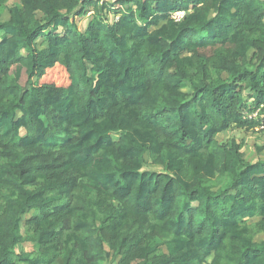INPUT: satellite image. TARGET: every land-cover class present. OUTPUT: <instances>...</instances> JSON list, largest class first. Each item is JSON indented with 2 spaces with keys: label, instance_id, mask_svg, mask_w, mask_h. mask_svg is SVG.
<instances>
[{
  "label": "trees",
  "instance_id": "16d2710c",
  "mask_svg": "<svg viewBox=\"0 0 264 264\" xmlns=\"http://www.w3.org/2000/svg\"><path fill=\"white\" fill-rule=\"evenodd\" d=\"M100 1L0 0V264H264V0Z\"/></svg>",
  "mask_w": 264,
  "mask_h": 264
},
{
  "label": "rangeland",
  "instance_id": "374dc122",
  "mask_svg": "<svg viewBox=\"0 0 264 264\" xmlns=\"http://www.w3.org/2000/svg\"><path fill=\"white\" fill-rule=\"evenodd\" d=\"M12 1H9L8 4H12L11 3ZM102 0L99 2L101 3ZM103 14L105 16H107V20L109 21H112L113 18H115V13H113L109 7H107L106 9H104L103 11ZM92 16L91 14V11H89L84 17L78 19L79 20V26H80V29L82 30L81 27H83L84 23L86 21H88V19ZM153 29V28H151ZM39 46H42L43 45V39H38L37 40ZM22 54H25V52H22ZM21 83L24 84L25 83V75L22 74L21 76ZM189 89L188 88H184V91H188ZM232 130H234V132H232ZM25 131L24 130H21V134H24ZM111 137L115 140L118 139L119 137V133L118 132H113L111 133ZM231 137H235L236 139L238 140H245V146L248 145V149L253 151L254 147H259V146H263L264 148V133L261 129L259 128H253L252 130H244V129H230L229 131H226L225 134L224 132L219 136V138L223 139V138H226L227 140H230ZM226 140V141H227ZM225 141V139H224ZM259 152V151H257ZM262 156L264 158V152L262 153ZM246 157H251V152H248L246 150ZM147 159V162H146V165L145 167L147 169H150V170H154V171H161L162 170V167L160 165H154L150 162L148 156L146 157ZM31 213V212H30ZM30 213H26L25 215L22 216V222H21V226H23V221L30 215ZM256 219V218H254ZM252 221V220H251ZM19 249H24V250H30L31 249V245L28 244V243H25V244H22V245H19ZM118 260V256H116L115 254H112V252L109 253V255L107 256V258L105 259L104 263L103 264H116V261Z\"/></svg>",
  "mask_w": 264,
  "mask_h": 264
},
{
  "label": "crops",
  "instance_id": "0c3cea01",
  "mask_svg": "<svg viewBox=\"0 0 264 264\" xmlns=\"http://www.w3.org/2000/svg\"><path fill=\"white\" fill-rule=\"evenodd\" d=\"M89 19H90V18H89ZM89 19H88V21H89ZM88 21H86V22L84 23L83 27H81L82 29H84V28L86 27ZM79 23H80V22H79ZM79 25H80V24H79ZM232 129H234V128H232ZM236 129L238 130V128H236ZM229 130H230V129H229ZM229 130H226V131H229ZM226 131H224V134H225ZM245 131H246V130H245ZM232 132H234V130H232ZM222 133H223V132H222ZM222 133H219V134L216 136L217 140H218L220 143H229L230 140H227L226 138H223V139L219 138V136H220ZM224 139H225V141H224ZM231 139H234V140H236L237 142H245V140H243V139L238 140V139H236L235 137H231ZM226 140H227V141H226ZM245 143H246V142H245ZM243 150L245 151V155H246V150H247L248 152H251V157H248V158H247V159H248L249 161H251V162L257 160L258 157H262V158H263V156H262V153L264 152V148H263V146H259L258 148H257V147H254L253 151H251V150L248 149V145L245 146V144H244V146H243ZM257 151H259V152H257ZM254 220H255V219H254ZM263 239H264V235H263V234H258V235H256V237H255V240H257V241H261V240H263Z\"/></svg>",
  "mask_w": 264,
  "mask_h": 264
},
{
  "label": "built area",
  "instance_id": "2783aa9c",
  "mask_svg": "<svg viewBox=\"0 0 264 264\" xmlns=\"http://www.w3.org/2000/svg\"><path fill=\"white\" fill-rule=\"evenodd\" d=\"M89 11H91V10H89ZM91 13H92V11H91ZM186 13L187 12H186L185 9H177V10H175V11H173V12L170 13V18L173 21H175V22H179V21H181L184 18V16L186 15ZM251 116H256V112L250 114V117ZM257 128L261 129L263 131V133H264V122L260 126H258Z\"/></svg>",
  "mask_w": 264,
  "mask_h": 264
}]
</instances>
